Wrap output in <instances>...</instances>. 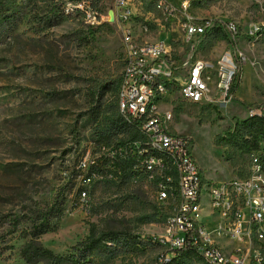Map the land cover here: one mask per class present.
Instances as JSON below:
<instances>
[{"label": "rangeland", "instance_id": "obj_1", "mask_svg": "<svg viewBox=\"0 0 264 264\" xmlns=\"http://www.w3.org/2000/svg\"><path fill=\"white\" fill-rule=\"evenodd\" d=\"M10 1L18 13L11 23L0 21V236H6L0 264H26L20 257L25 242L20 232L7 235L10 220L24 215L19 230H25V217L57 196L64 213L55 230L39 240L56 254H72L91 236L108 235L117 253H109L105 264H206L199 256L161 262L168 248L156 239L166 234L167 213L151 192L132 181L119 187L102 175L84 183L87 171L79 176L76 161L100 156L92 105L103 104L101 118L106 110L116 112L120 28L126 26L142 42L172 44L177 64L192 57L217 65L231 54L236 89L226 99L217 94L213 103L194 104L174 92L164 104L173 113V129L192 139L208 180L245 177L253 152L232 134L237 123L249 118L248 110L264 106V0H131L125 13L113 0H55L52 27L46 24L53 0ZM67 6L72 10L67 12ZM186 20L208 22L209 31L187 43ZM229 24L237 31L230 32ZM217 81L213 76L212 83ZM83 184L87 202L78 192ZM130 239L137 245L126 246ZM221 243L228 254L238 246L252 264H264V239ZM92 258L93 264L103 260Z\"/></svg>", "mask_w": 264, "mask_h": 264}, {"label": "built area", "instance_id": "obj_2", "mask_svg": "<svg viewBox=\"0 0 264 264\" xmlns=\"http://www.w3.org/2000/svg\"><path fill=\"white\" fill-rule=\"evenodd\" d=\"M113 2L125 13L131 0ZM208 26V22L186 20L182 25L185 42L197 41L209 31ZM227 28L237 31L232 24ZM120 33L122 71L117 106L127 122L138 126L140 139L116 151L122 158L134 160L132 170L141 175V183L167 213L166 234L156 239L158 245L168 248L161 262L171 261L170 255L175 257L178 250L189 249L206 264H252L243 248L235 246L228 254L221 241L248 245L252 239L260 243L264 239V148L252 153L245 177L210 181L194 156L192 139L173 129V113L164 104L174 92L194 104L213 103L217 94L226 99L232 94L231 54L217 65L192 57L177 64L172 44L142 42L126 26H121ZM215 75L216 84L212 83ZM248 115L264 119V106L248 110ZM95 163L92 157H80L76 171H87ZM80 196L87 202V192Z\"/></svg>", "mask_w": 264, "mask_h": 264}, {"label": "trees", "instance_id": "obj_3", "mask_svg": "<svg viewBox=\"0 0 264 264\" xmlns=\"http://www.w3.org/2000/svg\"><path fill=\"white\" fill-rule=\"evenodd\" d=\"M8 1L11 5L4 1H0V21L11 23V19H13L18 12L15 3H11L10 0ZM54 1L55 0H53L50 6V10L47 11L46 25L49 27L54 25L53 21L56 19L55 12L57 10V5ZM64 6L65 3L61 7L62 11L64 10ZM118 88L119 84L116 90V104L114 105L116 112L109 114L110 112L106 110L103 113L104 116L101 118L103 104L92 105L94 108L93 110L96 111L92 121V131L95 141L99 146L98 151L100 156L95 159L96 163L89 167L84 180H90V178H96L102 175L105 179L109 180V183L118 182L119 187H122L128 181H132L135 185L141 186L143 185L141 183V175L132 170L135 163L134 160L122 158L120 152L116 151L118 148L140 139L138 126L135 123L127 122L118 110ZM235 89L236 84L235 81L232 80L230 93H233ZM98 102L99 101H96V103ZM232 139L236 142L240 139L244 140V146L252 150L253 153L263 149L264 147L262 148L261 144H264V119L252 117L247 118L241 123H237L232 134ZM109 149L113 153L112 156H109ZM81 173L78 174L81 175ZM109 173L112 174L111 179H109ZM85 187V185L80 187L78 190L79 196L83 191L86 192ZM63 213L64 203L60 197L57 196L51 204L36 209L32 216H28L29 218L25 217L29 222L25 230H19L20 225L24 222V215L16 216L14 219L10 220V230H8L7 235H15L20 232V238L25 240L20 250V257L26 264H93L94 258L92 257L94 255H98L103 259L100 264H105L106 262L104 261L109 258V253H113V255L117 253V249L109 245L115 239L108 235L98 238L91 236L86 241L75 246L73 248V253L69 255L56 254L50 249L45 248L39 241L40 237L55 230L56 223L62 217ZM5 218H8V215L5 216ZM113 235L115 236V234ZM131 239L130 241H128L129 239L125 241L127 242L125 244L126 246L137 245H134L135 242H132ZM5 243L6 236H0V245H4ZM189 256L198 255L189 249L178 250L170 263Z\"/></svg>", "mask_w": 264, "mask_h": 264}, {"label": "bare ground", "instance_id": "obj_4", "mask_svg": "<svg viewBox=\"0 0 264 264\" xmlns=\"http://www.w3.org/2000/svg\"><path fill=\"white\" fill-rule=\"evenodd\" d=\"M226 57L228 58L229 57V54L228 53H226V54H224V56L222 57V59H223V61H226ZM230 60H231V58H230ZM229 60V61H230ZM229 61H227V65H231V62H229Z\"/></svg>", "mask_w": 264, "mask_h": 264}, {"label": "water", "instance_id": "obj_5", "mask_svg": "<svg viewBox=\"0 0 264 264\" xmlns=\"http://www.w3.org/2000/svg\"><path fill=\"white\" fill-rule=\"evenodd\" d=\"M109 15H110V16H112V18H113V16H114L112 11L110 12V14H109Z\"/></svg>", "mask_w": 264, "mask_h": 264}]
</instances>
